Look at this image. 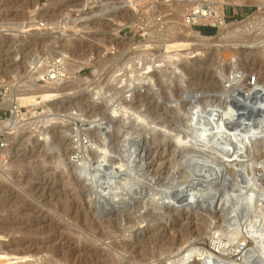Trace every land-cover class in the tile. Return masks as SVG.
I'll return each instance as SVG.
<instances>
[{"label":"rangeland","instance_id":"1","mask_svg":"<svg viewBox=\"0 0 264 264\" xmlns=\"http://www.w3.org/2000/svg\"><path fill=\"white\" fill-rule=\"evenodd\" d=\"M220 1L223 0H0V77L6 80L0 83V117L6 120L0 132L8 126H13L14 132L5 139L3 150L8 151L0 152V250L15 253L20 259L9 264H187L198 251L202 254L200 264H247L245 260L255 261L254 258H258L256 264H264V138L241 151V157L230 158L234 150L228 149L223 153L228 159H216L220 166L215 173L221 180L212 191L216 199L223 196L224 207L182 208L162 202L164 196L191 182L188 175L193 166L188 159L187 164L180 162L197 151V145L191 142L192 135H197L198 123L192 116H201L197 113L200 111L206 115L212 104L220 105L222 110L227 104L231 106L228 99H241L242 91L223 87L233 71L255 76L264 87V0L223 2L225 25L241 22V26H247L204 51L198 50L201 54L183 58L177 62V69L172 61L160 66L152 76L154 86L140 88L141 82L136 83L138 59H159L164 38L185 35L188 23L184 14L197 7L210 12ZM129 18H134V27L124 24ZM199 27L211 28L213 33L204 34ZM190 28L205 37L221 36L211 21L194 22ZM147 39L146 48L138 47ZM184 48L187 51L191 46ZM62 49L67 51L63 56L65 66L71 70L77 66L80 81L70 70L66 72V82L50 87L30 84L26 70L32 56L58 58ZM120 78L123 84L132 83L136 88L124 92L127 85L119 86ZM243 80L246 79L241 75L234 85ZM53 87H61L59 94L66 95L60 104L41 106L37 93L35 100L40 103L23 104L18 114L5 104L11 95L44 88L54 93ZM94 90L98 95L93 94ZM231 92H235L233 97ZM186 94L192 101L186 100ZM191 94L197 95L195 99ZM250 100L251 123L258 122L257 117L264 118V94ZM113 106L121 109L112 120L107 113ZM68 108L70 113L63 112ZM135 113L146 121L139 127L148 128L152 136L156 133V137H170L168 146L163 147L164 141L145 142L151 135L143 128L135 129ZM103 126L109 129V135L102 132ZM230 126H226V132ZM66 128L70 139L63 131ZM41 129H47V136L38 135ZM224 134L223 130L218 135ZM137 136L145 139L142 167L138 161H123V153L118 150L126 140ZM86 140L90 147H84ZM180 144L183 146L178 148ZM103 147L107 155L102 170L108 171L118 162L127 163L118 180L128 178L139 183L140 194L128 205L103 202L102 208L95 207L93 196L86 193L90 183L83 177L84 172L73 167L72 160L78 159V168L91 171L102 162ZM233 162L240 163L238 169L229 167ZM196 183L200 188L206 186L203 181ZM248 246L254 247L250 258L244 255ZM193 248L192 258L183 259ZM22 254L27 256L19 257Z\"/></svg>","mask_w":264,"mask_h":264},{"label":"bare ground","instance_id":"2","mask_svg":"<svg viewBox=\"0 0 264 264\" xmlns=\"http://www.w3.org/2000/svg\"><path fill=\"white\" fill-rule=\"evenodd\" d=\"M235 1H241V0H235ZM223 2H232V0H223V1H220L217 4V6L215 8H213L210 12H207V11L203 10L201 7H197L191 13L186 14V15L184 14V17L187 20V22L185 21V23H188V25H187V31H184V33L186 32L185 35H183L180 38H178L179 36H177V35L175 37H172L171 36V37L166 38V39L164 38L163 41H162V43L165 44L164 45V50H162L161 53L159 54V57H160L159 59L157 57L156 59H153L152 61H149V62L148 61L147 62H141V61H139L140 59H138L137 63H139V66L136 68V72H137L136 83H137V81H138V83L141 82V85L140 84H137V85L138 86L140 85V88L143 87L144 85H146L147 88H148V84H151V86H154L155 85L154 79H153L154 77H152V76H153L155 70L157 68H160V66H163L164 67L166 63H168L169 61H172L173 62V66L175 67V69H177V68H179V67H177V62H179L183 58H185V59L188 60V58L194 57L195 56V53L196 54H199L200 52H198V50L201 51L202 49H206L209 46H211V45L219 42L220 39L222 40L224 36L227 37L229 34H232L233 35L234 33H236V31L240 30V27L247 26L246 24L245 25L243 24L241 26V24H240L241 22H239V24L225 25V22L222 19V10H221V5H222ZM134 18H129L128 20L125 21L124 24H126V26L129 25V26H133L134 27L136 25V22H135ZM259 18L257 17V19H259ZM206 21H211L213 25L217 26L218 29H219V32L218 33H220L221 36H217L215 38L214 37H211V36L210 37H205L204 35L199 34L198 31H195V30H193V29L190 28L191 24L194 23V22H206ZM259 21L260 20H258V23H259ZM243 28L245 29L246 27H243ZM241 30H243V29H241ZM113 31H114V33L116 35V29L115 28L113 29ZM238 33H239V31H238ZM161 36H163V35L161 34ZM224 39H225V37H224ZM149 40L150 39L145 40V43H142L138 47H142L143 46V48H146L148 46V43H146V42L147 41L149 42ZM211 40L213 42H210ZM152 43H154V42H152ZM186 46H191L190 50H187L186 51L185 48H184ZM202 51H204V50H202ZM66 52L67 51L66 50H63V49L62 50H59V53L61 54V57L62 58H65L63 56H66ZM128 59L130 60V58H128ZM78 63H79V61H78ZM80 63H81V61H80ZM65 65H66V62H64V64H63V71H64V73L69 72L71 70L70 67H67ZM2 66L0 64V67H2ZM74 67H76L75 69L77 70V66L74 65ZM117 69H119V67ZM117 69H115L113 72L115 73L117 71ZM167 69H169V68L167 67L166 70ZM76 70H74V69L71 70V71H73L71 73L73 74V77L77 80L78 78H77ZM163 71H165V70L163 69ZM1 72H2V70L0 71V73ZM163 74L164 73H161L160 72V76H163ZM240 74L246 80L241 81L243 83L239 82V84L237 83L236 85H234L235 84V79L241 77ZM120 79H121L120 80L121 84L119 86H122L125 83L123 84V79L122 78H120ZM133 80H135V79H133ZM64 81L66 82L67 81V78ZM72 81H74V79ZM78 81H80V80L78 79ZM78 81H76V82H78ZM1 82H6V80H3V78L0 77V83ZM130 82H132V80ZM131 84L132 83H130V85L128 84L129 86L127 85V83L125 84V85H127V90H125L124 92L130 91L131 88H136V87H132L133 84L132 85ZM243 84H246V86H243ZM52 85H57V84L49 83V84L45 85V87H50ZM232 85H234V86H232ZM223 87H225V88H231V90L232 91H235V92L242 91V95L240 93L241 99L237 100V98H236V100H235L233 98L228 99L229 97L228 98L226 97V100L228 99V102L231 103V106L229 104H227V106L223 107V109L221 110V106L220 105H215V104L213 105L212 104V106L209 107L206 115L203 114V111L202 112L200 111V112H197V113L198 114H201L202 113L201 116H199V117H198V115L197 116H192V118H194V121L196 123H198L197 129L195 130V133H197V135H192V136H194L193 137L194 140H193V142H191L193 145H195V146L197 145V147H196L197 148V151L194 152L196 155L193 154V155L186 156V159L183 160L182 162H180V163H184V161H185L186 164L188 162L189 164L191 163V165L193 166L192 169L190 170L192 173H190L188 175V176L192 177L191 178V182H189L188 185H186V186H184L182 188L179 187L178 190L176 189L174 192L172 191V193H170V195L164 196L162 198V200H163L162 202H164V205L165 204H173V205H176L177 207H182V208H191L192 206H200V207H207V206H210V205H214V206L217 205L218 206V204H219L218 202H219L220 199H223L222 198L223 196L222 195L221 196H217V199H216V198H214L216 196V194L212 191L217 185H219V182L221 180V179L218 178V176L215 173V171H216L215 169L220 166V163H217V160L228 159L229 157L228 158H225L226 156L223 154L228 149L234 150L233 153H231V157L230 158H234L235 156H240V154L242 153L241 151L248 150V148H250V146H252L253 143L258 142L259 139H261V138H264V134L257 135L260 132H264V118L263 119H259V117H257L258 122L251 123V120H253L251 118V115L253 113V110H251V104H250V101H251L250 98L252 96L254 97V99H257V96L259 94H261V95L264 94V87L261 84H258V81L256 80L255 76L249 75V76L246 77L245 74L242 71H239V70L238 71H233L231 73V75L223 82ZM53 89L55 90L54 93H50L51 88H44L43 90H39V91L36 90L35 92H28L26 94H25V92H23L24 94H21L20 93L21 96H14L13 97L11 95V97L5 102V104L8 105L10 108H12V112H16L18 114V112L22 111L20 108H21V106L23 104H28L29 103L31 105H34V104L40 103V102H37L35 100L34 93H37L39 95V97L41 98V101H42L41 106H45L47 104L52 106V104L55 105L56 103H59V104L62 103L61 101L66 96V95L65 96L62 95L61 93L59 94V92H60V90H62V88L61 87L60 88H56V87L54 88L53 87ZM259 89H260V91H259ZM151 90H153V89H151ZM224 91H226V90H224ZM229 91H230V89H229ZM229 91H228V93H229ZM235 92H233V93H235ZM131 93H132V91H131ZM226 93H227V91H226ZM233 93L231 92V96L230 97H233V95H232ZM93 94H97L98 95V91L96 90ZM55 95H57V96H55ZM192 95L193 94H191V97H192ZM50 96H54V98L52 100H49ZM195 96H197V95L195 94ZM195 96H193V97H195ZM185 97H186V100H187V98H188V100L191 99L189 97V94H186ZM193 99H195V98H193ZM66 101H68V100H66ZM191 101H192V99H191ZM207 105H208V103H207ZM205 106H206V104H205ZM209 106H210V103H209ZM46 108H48V107H46ZM65 108H67V106ZM123 108L125 109V106ZM119 109H121V107ZM119 109H118V106H117V108L114 107V106L111 109L109 108V113H107V115L109 116V118H112V120H113L116 116H119V114H118L119 113ZM124 109L120 110V112L123 111ZM69 110H70L69 108L68 109H64L63 112H69ZM194 113H196V112L194 111ZM62 116H66V115L64 114ZM109 120L110 119H108V121ZM134 120H135V123H134L135 129H136V127H139L143 122L144 123L146 122L145 121V118L141 117V115L140 114H137V113L134 114ZM2 123L3 124L4 123L6 124V120L5 121H2L0 119V125ZM121 123H123V122H121ZM226 123H230V125L233 126L232 127V126L229 125L230 126V128L228 130L229 132H226L225 131L226 126L229 127ZM53 124H55V122ZM112 124H114V122ZM50 125H52V124L50 123ZM118 125L119 126H122L120 124H118ZM61 127H63V126L61 125ZM100 127H98V129ZM131 127L133 128V130H135L133 126H131ZM147 127H148V124H147ZM162 127H164V125ZM113 128H115L114 125H113ZM139 128H143V126L142 127H139ZM6 129H7L6 131L0 132V134L5 135V138H3V140H2L5 143V145H6V140H8L10 138L9 135H11V133L13 132L12 131L13 126H8ZM68 129L66 128V130H63V131H64V133H65V135L67 137L68 136L70 137V134L68 132ZM111 129H112V127H111ZM46 130L47 129L38 130V135L47 136L46 133H45ZM153 130H154V128H153ZM223 130H224V133L225 134L224 135H218ZM70 131H71V129H70ZM107 131H109V129L107 130L106 127L104 128V126H103V131L102 132L104 134H106ZM140 131H141V129H140ZM143 131L146 134H148V135L150 133L149 130H148V128H147V130H144V128H143ZM161 131H163V129ZM60 132H62V130L58 131V134ZM120 132H121V130H120ZM156 132H158V131H156ZM230 133H232V135H228ZM108 135H109V133H108ZM150 135L151 136H149L148 138L145 136L147 138L146 140L137 136V138H134V139L132 138L131 140L130 139L126 140L124 144L122 143L123 141H121V143L123 145H121L118 148V150H120L123 153V154L120 153L121 156L122 155L124 156L123 161H125L127 163H130V164L131 163H136V161H138V163L140 162L139 163L140 164V167L143 166V164H144V161H143V156H144L143 151H144V147L142 146L143 140H145V142H148V144L149 143L150 144L160 143V142H163L164 141L165 142V143L163 142V147L164 148L166 146H168V144L170 143L169 142L170 141V137L169 138H164L163 136L162 137H160V136L159 137H156L155 136L156 133H155L154 136H152L151 133H150ZM104 136L106 137V135H104ZM143 136H144V134H143ZM218 136L219 137L221 136V137L218 138ZM167 137H168V135H167ZM172 139L176 140L175 138H172ZM179 139L180 138H178L177 140L179 141ZM41 140H42V138H41ZM35 141H37V142H35V144L38 143V140H35ZM57 142H58V139H57ZM87 142H88L87 140L84 142L85 143V146L84 147H86V148L91 146L90 142H89V144ZM35 144H34V146H35ZM40 144H41V147L44 146V145H42L43 144L42 142ZM183 144L182 145L180 144V146L178 145V148L181 147V146H183ZM172 145L174 146V144H172ZM56 146H57V144H56ZM176 146H174V147H176ZM98 150H99V148H98ZM100 150L102 151V155H101V161L102 162L101 161H98V162H101V163H96L95 166H94L95 168H92L91 171L86 170V168H84V167H83V169L82 168L81 169L78 168L77 166H78V164H80V163H78V164L76 163L78 161V159L77 160L76 159L75 160H72V161H74L73 167L76 168V169H78V170H80V172H84L85 175L83 177H85V180L87 181V183L88 182L90 183V185L88 184L89 189L86 190V193L89 194V195L91 194L93 196L92 204H94L95 207L101 206V208H102V203L103 202L106 203V204L112 203L111 205H113V204H116L117 205V204H120V203H127V205L130 204L132 201L135 200V195L137 196L138 194H140V192L137 190V187L139 186V183L136 182V181L134 182L133 180L129 181L128 178H127L128 180L125 179L122 182H120V180H118V179H120V176H118V175L120 174L121 169L127 163L125 164V163H122V162H118L115 167H111V169H109L108 171H103L102 169L104 167V164L106 163V155H107V153H105L106 152L105 147L101 148ZM3 151H8V148L5 149V150H3V148H2L1 152H3ZM71 152H74V151H71ZM100 152H99V154H101ZM2 154L4 155L6 153H2ZM213 154H215L216 157ZM217 154H219V157L217 156ZM3 155H2V157H3ZM69 156H70V154H69ZM71 156H72V158L76 157L75 155H71ZM121 156H120V158H121ZM174 156H175V153H174ZM178 156H177V158H178ZM179 158H180V156H179ZM97 160H99V159H97ZM186 160H187V162H186ZM79 162H81V161H79ZM189 164H188V166H189ZM231 164L232 165L229 166V167H232L233 166L232 167V170H236L240 166V163H237V162H233ZM96 165H97V167H96ZM253 166L254 165H252V167ZM181 167H182V165H181ZM87 169H89V168H87ZM260 170H262V169H260ZM262 171H264V170H262ZM142 174H143V172H142ZM235 176H241V175L240 174H235ZM260 176H261V174L258 173L257 174V177H260ZM144 179H145V177H144ZM184 179H186V178H184ZM247 179H248L247 181H250L251 180V179L249 180V178H247ZM257 180H258V178H257ZM199 181L205 182L206 186L203 187V188H200V187L195 186V184H197L196 182H199ZM233 181H234V179H233ZM139 182H140V180H139ZM230 182H231V180H230ZM243 183L245 184L246 182L243 181ZM83 184H85V183L83 182ZM138 189H139V187H138ZM227 190H229V189H227ZM226 192L227 191H225L223 193H226ZM137 198H139V197H137ZM146 198H147V196H146ZM216 201H218V202H216ZM201 204H206V206H202ZM252 248H254V247H249L248 246L246 248V251L244 252L245 253L244 254L245 257L250 258V256L253 254V249ZM90 250H92V249H90ZM23 251H25V249ZM193 251H194V248H193V250L192 249L187 250L186 255H184L183 259L190 258L191 255H192V253H193ZM196 251H198V250H196ZM19 253H21V251ZM22 253H24V252H22ZM254 254H255V249H254ZM26 256H27V254H22L19 257L23 258V257H26ZM201 256H202V254L199 253V251H198V253L196 252V254H194V256H193V260L191 259V262H189L187 264H198L199 261L202 259ZM255 257H256V255H255ZM15 259H19L17 254H15V253L14 254L13 253H8V252H5L2 249L0 250V260H1V263L2 264H9V263L12 262V260H15ZM254 259H256V260L255 261L248 262V259H247L245 261H247L246 262L247 264L248 263L249 264H256L258 262V258H254ZM104 264H109V263L108 262L107 263L105 262Z\"/></svg>","mask_w":264,"mask_h":264},{"label":"built area","instance_id":"3","mask_svg":"<svg viewBox=\"0 0 264 264\" xmlns=\"http://www.w3.org/2000/svg\"><path fill=\"white\" fill-rule=\"evenodd\" d=\"M64 62L65 59L62 57L49 59L37 54L32 56L26 70V75L29 78L28 82L30 84L43 83L44 85L49 83L59 84L67 78V74L63 71ZM3 138L4 135L0 134V152L6 146L2 141Z\"/></svg>","mask_w":264,"mask_h":264},{"label":"trees","instance_id":"4","mask_svg":"<svg viewBox=\"0 0 264 264\" xmlns=\"http://www.w3.org/2000/svg\"><path fill=\"white\" fill-rule=\"evenodd\" d=\"M199 30L202 32V33H204V34H212L213 33V29H211V28H202V27H199ZM199 32V31H198Z\"/></svg>","mask_w":264,"mask_h":264},{"label":"water","instance_id":"5","mask_svg":"<svg viewBox=\"0 0 264 264\" xmlns=\"http://www.w3.org/2000/svg\"><path fill=\"white\" fill-rule=\"evenodd\" d=\"M224 202H225V199H224V198H223V200L220 199L219 202H218L219 205L217 206V208H220L221 205H223V207H224V206H225V203H224ZM201 205H202V206H206V204H201ZM213 206H214V205H213ZM207 207H208V206H207ZM209 208H210V207H209Z\"/></svg>","mask_w":264,"mask_h":264}]
</instances>
